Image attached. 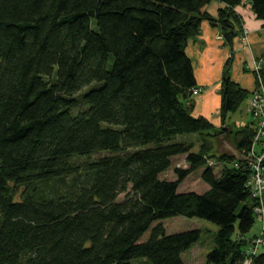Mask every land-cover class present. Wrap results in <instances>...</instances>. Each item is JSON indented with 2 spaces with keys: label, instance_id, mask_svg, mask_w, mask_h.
Returning a JSON list of instances; mask_svg holds the SVG:
<instances>
[{
  "label": "trees",
  "instance_id": "obj_1",
  "mask_svg": "<svg viewBox=\"0 0 264 264\" xmlns=\"http://www.w3.org/2000/svg\"><path fill=\"white\" fill-rule=\"evenodd\" d=\"M211 2L223 4L216 16ZM242 2L0 0V264H186L201 231L169 234L163 221L174 216L218 227L206 264L242 261L250 169L214 142L251 149L252 124L225 122L251 92L231 79L229 57L226 128L194 115L200 88L185 50L205 21L230 48L241 41ZM249 2L264 24V0ZM259 75L264 89V63ZM181 155L187 166L163 178ZM199 169L208 188L180 192Z\"/></svg>",
  "mask_w": 264,
  "mask_h": 264
},
{
  "label": "rangeland",
  "instance_id": "obj_2",
  "mask_svg": "<svg viewBox=\"0 0 264 264\" xmlns=\"http://www.w3.org/2000/svg\"><path fill=\"white\" fill-rule=\"evenodd\" d=\"M213 3V2H212ZM248 30V29H247ZM220 35V34H219ZM219 37V36H218ZM264 39V36H263ZM249 45L251 46L250 39L248 40V45H245L244 43H240L238 47H235L234 45L230 48L229 46H216L213 43H210L207 51L206 56L202 57L201 62L202 68L200 70L197 68L196 65V59H193L195 61L194 63V71L196 73L197 80L199 82L203 83V87L201 88V94L195 98V105L196 113H200L201 111L203 113H206L210 116V118L213 119L214 115L219 107L218 100L216 101V85L217 81L220 79V76L222 75V69L224 67V64L227 60V58L231 57L232 61L229 66V75L231 77H234L242 83V85L251 87L252 83V72L251 71H245L242 69V66L244 64V61L251 60L250 52L248 50ZM261 46L263 47V54H261L258 57H253L255 59H258L259 61L261 58H264V42H261ZM248 98H245L241 106L234 112L230 113L225 122L227 125H230L231 129H238L242 127L243 125H246L247 122H250L251 115L247 111V105H248ZM224 125V124H223ZM182 136V135H180ZM198 135H191L189 140H193L194 142L198 141L199 138ZM180 137H178L179 139ZM224 141L227 140L228 142H231L232 137H225L223 139ZM223 140L220 142L218 140H215L214 147L218 148L223 145ZM195 151L198 150V144L193 148ZM99 155V154H98ZM97 154L93 155V157H97ZM101 155V154H100ZM92 157V159H93ZM184 155L174 157L172 159L173 163L170 169L165 171V173L162 174L163 178L171 179L174 178V172L173 167H186V160H184ZM214 161V160H213ZM211 161V162H213ZM213 170H216L217 172L219 169H221L220 164L214 163ZM200 169L193 172L191 175L186 177L179 186V191H196V192H203L205 189L208 188L207 183L202 182L200 179ZM123 194H121L119 197L122 199ZM260 218L255 215L253 226L251 227L250 231L246 233V244L244 246L248 247V245L251 243V239L255 236L263 235L264 237V231L262 230L264 228V224L259 220ZM165 228H167V231L169 234H174L175 232H183L185 230H191V229H200V239L196 242V244L192 245L188 251H186L183 254V260L186 264H206V254L212 250L214 245V239L215 234L218 230V227L211 223L210 221L203 220L200 218H188V217H182V216H174L173 218H167L163 221ZM151 229L146 231L141 237L140 242L144 241L150 234ZM261 251V248L259 249Z\"/></svg>",
  "mask_w": 264,
  "mask_h": 264
},
{
  "label": "built area",
  "instance_id": "obj_3",
  "mask_svg": "<svg viewBox=\"0 0 264 264\" xmlns=\"http://www.w3.org/2000/svg\"><path fill=\"white\" fill-rule=\"evenodd\" d=\"M248 30L243 28L241 42L248 45ZM252 58L244 63L243 69L256 74L257 82L252 90L249 98L247 111L251 115L250 124L254 129V137L251 142V149L245 155L248 158V167L250 176L247 182L250 198L254 202L253 213L257 215L262 222L264 219V89L262 80L260 79L261 67L264 58ZM200 90L194 89L193 94H198ZM236 166V164H235ZM264 231V228L262 229ZM261 248V251L259 250ZM264 251L263 235L255 236L251 239L248 247H245L243 259L239 264H253V258L260 252Z\"/></svg>",
  "mask_w": 264,
  "mask_h": 264
},
{
  "label": "crops",
  "instance_id": "obj_4",
  "mask_svg": "<svg viewBox=\"0 0 264 264\" xmlns=\"http://www.w3.org/2000/svg\"><path fill=\"white\" fill-rule=\"evenodd\" d=\"M210 7H209V13L212 16H216L217 14V10H219L220 7H223V4L218 3V2H211L210 3ZM236 12L238 14L241 15V21H242V25H244L247 29H248V38L250 39L251 42V46L249 45V52H250V56H255L258 57L261 54H263V47L261 46V42H264L263 36H264V24L263 22H261L260 20H258L254 13L251 12L250 10V2L249 0H243L242 4L238 7L235 8ZM201 31L200 34L195 38V39H190L188 41L187 47H186V53L187 55L190 57V59L193 62V70L195 69L194 67V63L195 61L193 59H196V65L197 68L200 70V68H202V57L206 56L207 51L209 50L208 48H210L209 44L213 43L216 46H227L226 44H224L223 39L220 37V33H219V29L216 27H213L210 25L209 22H202L201 24ZM219 36V37H218ZM240 43H242L240 41L239 36L234 38L232 46L234 45L235 47H238L240 45ZM231 46V47H232ZM251 57V59L253 58ZM250 61V59H249ZM247 62L246 60L244 61V63ZM244 66V64H243ZM242 66V69H243ZM223 70V69H222ZM245 70V69H243ZM246 71V70H245ZM223 72V71H222ZM221 77L220 79L217 81V85H216V93L218 95H216V101L218 100V96H219V100H218V105L219 107L217 108V110H215L216 112L213 113L214 117L213 119L210 118L209 115H207L206 113H203L202 111L200 113H196L195 109H196V105H195V98L197 96H199L201 94V88L200 86L203 87V83L199 82L197 80L196 77V73H195V81L197 82V87L200 88V91L198 92L197 95H195L193 97V110L192 113L194 115L197 116H205L213 126H215L216 128H219L223 125V120L221 118V115H219V109H220V87H221ZM231 77V76H230ZM232 80L236 81L239 83V85L241 87H243L244 89L246 88L248 91L252 92V90L254 89L255 86V81L253 80V76H252V85L251 87H247L242 85V83L240 82V80L231 77ZM262 223L264 224V219L262 221Z\"/></svg>",
  "mask_w": 264,
  "mask_h": 264
},
{
  "label": "water",
  "instance_id": "obj_5",
  "mask_svg": "<svg viewBox=\"0 0 264 264\" xmlns=\"http://www.w3.org/2000/svg\"><path fill=\"white\" fill-rule=\"evenodd\" d=\"M226 128V126L223 127V129ZM223 140V138H221ZM218 151L220 152H228L230 153L231 157L234 158V160L242 161V162H248V158L243 155L240 150L233 145L232 142H228L227 140H223V145L218 147Z\"/></svg>",
  "mask_w": 264,
  "mask_h": 264
}]
</instances>
